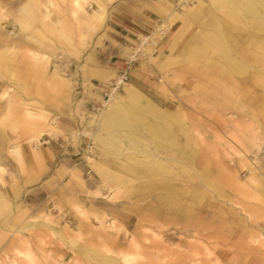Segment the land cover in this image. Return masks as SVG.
<instances>
[{
    "label": "rangeland",
    "instance_id": "374dc122",
    "mask_svg": "<svg viewBox=\"0 0 264 264\" xmlns=\"http://www.w3.org/2000/svg\"><path fill=\"white\" fill-rule=\"evenodd\" d=\"M132 1L0 0V264H264V26L242 17L197 64L223 11L172 0L130 51L157 69L144 100L107 126L124 86L98 110L87 53Z\"/></svg>",
    "mask_w": 264,
    "mask_h": 264
},
{
    "label": "crops",
    "instance_id": "0c3cea01",
    "mask_svg": "<svg viewBox=\"0 0 264 264\" xmlns=\"http://www.w3.org/2000/svg\"><path fill=\"white\" fill-rule=\"evenodd\" d=\"M207 0H199L203 3ZM217 9L222 10L221 16L213 17L211 21L212 31L200 33V38L204 41L198 47L195 43H188L185 47V55L188 53L197 55L202 52V49L210 47V53L213 54V47L222 44V38L231 37L230 31L236 28V22L244 17L246 23H251L253 28L260 29L264 26V0H208ZM128 4H119L109 12V17L105 20V35L106 42L103 48H97L88 51L87 57L89 58L88 64L92 70L87 71V90L93 93L101 94L103 90L107 89L106 82L114 77L120 69L126 67L129 59L130 51L134 48L136 38L139 36L152 32L153 28L159 21V16L168 12L172 6V0H135L127 2ZM84 3L77 5L81 7ZM73 5H75L73 0ZM100 10V9H99ZM94 10V14L101 16L102 12ZM157 20V21H156ZM247 40L250 45L256 48L264 47V41L258 40L250 32L247 34ZM159 44H163L162 38H159ZM205 51V50H204ZM205 58L206 54H199L197 64L202 62H209L213 65L212 55ZM218 54V53H217ZM221 57L225 63H229L230 57L227 53H221ZM45 59H50L47 54L43 55ZM130 84L124 86L122 98L114 106L109 108L103 115V123L107 126H127L123 114L127 111L133 110L137 105L134 101H143V94L135 86H143L151 82L152 78L156 75L157 69L151 66L146 61H139L138 63L131 64L130 66ZM89 86L96 88L94 91ZM141 106L148 107L154 110L152 104L141 102ZM144 110V109H143ZM137 116V115H136ZM162 116L167 119H172L176 115L163 110ZM69 124L66 122L57 127L59 130L64 131L68 129ZM160 124L156 125V129H147L148 133L157 137L159 132H162ZM57 130V129H56ZM61 140H53L48 138L43 148L46 154L55 153L57 150L55 143H61ZM54 146V147H53ZM45 189V186H42Z\"/></svg>",
    "mask_w": 264,
    "mask_h": 264
},
{
    "label": "built area",
    "instance_id": "2783aa9c",
    "mask_svg": "<svg viewBox=\"0 0 264 264\" xmlns=\"http://www.w3.org/2000/svg\"><path fill=\"white\" fill-rule=\"evenodd\" d=\"M186 3L191 2L192 0H184ZM162 24L159 25L157 28L158 32H161ZM150 36H146V39H148ZM137 52H133V54L129 57L126 67L123 69H120L115 77L110 81L109 85L107 86V89L102 92L101 100L99 103V106L97 109H103L107 106H109L113 100L116 98L118 93L121 91L123 86L127 84L130 78V66L131 64L137 59Z\"/></svg>",
    "mask_w": 264,
    "mask_h": 264
},
{
    "label": "bare ground",
    "instance_id": "6f19581e",
    "mask_svg": "<svg viewBox=\"0 0 264 264\" xmlns=\"http://www.w3.org/2000/svg\"><path fill=\"white\" fill-rule=\"evenodd\" d=\"M87 1L88 0H74V3H75V5H76V7H77V5H80V4H82V3H87ZM80 7V6H79ZM79 9V8H78ZM145 40V39H144ZM144 40L140 43V45H138V47L136 48V51L135 52H137V51H139L142 47H143V45H144ZM126 85V84H125ZM124 85V86H125ZM114 102V101H113ZM110 105H112V103L110 104ZM109 105V106H110ZM102 114H103V112H102ZM101 114V115H102ZM87 158H89V157H87ZM26 256V255H25Z\"/></svg>",
    "mask_w": 264,
    "mask_h": 264
}]
</instances>
